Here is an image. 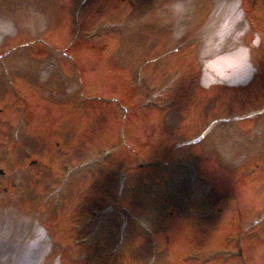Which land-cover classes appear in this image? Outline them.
Instances as JSON below:
<instances>
[{
	"label": "rangeland",
	"instance_id": "obj_1",
	"mask_svg": "<svg viewBox=\"0 0 264 264\" xmlns=\"http://www.w3.org/2000/svg\"><path fill=\"white\" fill-rule=\"evenodd\" d=\"M235 1L240 87L204 84L223 0H0V227L39 264H264V0Z\"/></svg>",
	"mask_w": 264,
	"mask_h": 264
},
{
	"label": "bare ground",
	"instance_id": "obj_2",
	"mask_svg": "<svg viewBox=\"0 0 264 264\" xmlns=\"http://www.w3.org/2000/svg\"><path fill=\"white\" fill-rule=\"evenodd\" d=\"M213 19L214 25L207 31L208 46L204 57L217 60L206 66L204 84L209 87L221 81L231 87H240L250 80L252 74L245 52L239 50L242 39L237 36V31L242 29L240 26H243V22L239 17L236 1L220 2ZM227 38L231 46L217 45L222 39L226 42ZM25 230L28 231L26 236L23 235ZM46 249V241L40 231H32L28 223H4L0 227V250L6 256L4 264H39Z\"/></svg>",
	"mask_w": 264,
	"mask_h": 264
}]
</instances>
